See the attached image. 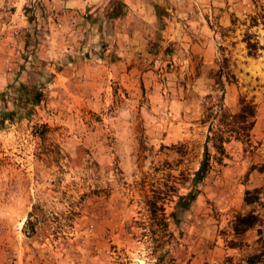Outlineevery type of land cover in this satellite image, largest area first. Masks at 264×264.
<instances>
[{
	"label": "rangeland",
	"instance_id": "374dc122",
	"mask_svg": "<svg viewBox=\"0 0 264 264\" xmlns=\"http://www.w3.org/2000/svg\"><path fill=\"white\" fill-rule=\"evenodd\" d=\"M72 2L22 0L17 25L0 0V264H246L264 239V0ZM20 86L39 103L16 107ZM240 100L253 126L218 153L208 130ZM248 212L261 222L234 235Z\"/></svg>",
	"mask_w": 264,
	"mask_h": 264
},
{
	"label": "trees",
	"instance_id": "16d2710c",
	"mask_svg": "<svg viewBox=\"0 0 264 264\" xmlns=\"http://www.w3.org/2000/svg\"><path fill=\"white\" fill-rule=\"evenodd\" d=\"M117 11H113L110 14V18L118 16ZM262 18V16H261ZM236 20H232L230 22V26L234 25ZM257 18L256 16L249 17V24L247 28L252 26H256ZM242 42L244 43L246 54L248 56L254 57L259 49L262 47L258 46V43L252 39V35L248 34L247 31L244 32L242 37ZM19 95H16V100H19L16 103V107L21 108L25 107L26 104L35 105L38 104L40 101L41 94L38 91L33 89H27L23 86H20ZM3 93L0 94V97H3ZM14 105V106H15ZM220 109V118L221 123L218 128L213 130L212 132L208 130V136L206 137V143L212 142L213 148L218 152H222V145L223 143L227 142L229 138H233L235 140H242L248 138V133L253 126V119H254V105L251 102H247L244 100H240L238 102V109L237 112L231 116L229 122L223 121L222 118L225 119V114H223V110ZM12 111H6L0 113V124L4 120H10L13 116ZM227 120V119H226ZM211 133V134H210ZM211 135V136H210ZM208 167V154L206 152V148L204 146L203 150V158L200 162L199 168L194 173L193 182L198 183L201 181L207 172ZM261 194V190L259 188H254L252 190H245L243 196V203L247 206L255 204L259 201V196ZM196 195L195 186L187 192L184 196H176V200L174 202L173 212L171 213V218L173 219L174 223L178 222L180 215L189 207L190 203L193 202ZM260 219L257 215L253 214L252 212H248L243 215H237L234 217L232 222V231L234 235L239 236L244 234L251 228L258 226L260 223ZM259 232V231H258ZM264 239H258L259 242V250L255 253L251 254L246 259V264H264Z\"/></svg>",
	"mask_w": 264,
	"mask_h": 264
},
{
	"label": "crops",
	"instance_id": "0c3cea01",
	"mask_svg": "<svg viewBox=\"0 0 264 264\" xmlns=\"http://www.w3.org/2000/svg\"><path fill=\"white\" fill-rule=\"evenodd\" d=\"M70 1L72 2V0H68V4L70 3ZM81 0H73L72 4L76 5V6H79V3H80ZM7 3H11L13 5V7L16 9L15 14L12 18V21H14L15 19L16 20V24L17 25H21V19H19V9L21 8V4H22V0H6ZM3 3V2H2ZM13 26V25H12Z\"/></svg>",
	"mask_w": 264,
	"mask_h": 264
}]
</instances>
